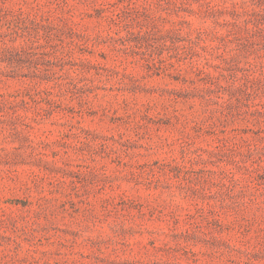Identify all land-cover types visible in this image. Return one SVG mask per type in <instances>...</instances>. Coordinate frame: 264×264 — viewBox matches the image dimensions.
<instances>
[{"label":"rangeland","instance_id":"374dc122","mask_svg":"<svg viewBox=\"0 0 264 264\" xmlns=\"http://www.w3.org/2000/svg\"><path fill=\"white\" fill-rule=\"evenodd\" d=\"M0 264H264V0H0Z\"/></svg>","mask_w":264,"mask_h":264}]
</instances>
